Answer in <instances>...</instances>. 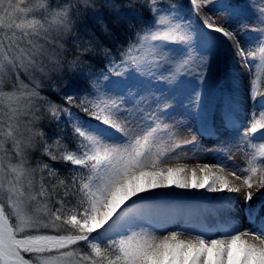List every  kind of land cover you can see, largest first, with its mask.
<instances>
[{
  "label": "snow or ice",
  "instance_id": "1",
  "mask_svg": "<svg viewBox=\"0 0 264 264\" xmlns=\"http://www.w3.org/2000/svg\"><path fill=\"white\" fill-rule=\"evenodd\" d=\"M145 2L147 18L132 4L123 13L116 0H103L100 7L116 17L112 23L124 21L130 33L115 42L97 0H0V264H264V193L257 204L248 203L252 191L245 194L252 229L229 223L211 238L203 226L185 223L184 231L200 234L184 239L167 227L188 213L156 203L170 193L155 191H241L224 175L233 161L227 148H203L195 137L178 140L177 125L187 127L188 121L166 124L162 117L180 110L199 123L202 136L216 135L201 91L222 48L243 62L258 57L264 63V0H188L191 17L172 0ZM209 5L235 26L202 17ZM87 13L114 48L87 25L78 28ZM48 45L63 55L49 54ZM46 55L60 71L67 56L73 57L70 65L87 69L94 67L92 59H103L104 68L88 73L90 83H65L66 94L52 88L97 123L41 95L43 83L35 74L49 75ZM250 91L253 106L264 109V96L257 100L259 73ZM239 111L238 102H230L224 127L244 139L260 132L254 138L264 140V112L259 119L253 113L241 132ZM249 148L246 167L233 162L230 175L240 180L237 172L245 173L243 183L251 189L259 173L264 188V143ZM209 152L226 159L190 170L166 162Z\"/></svg>",
  "mask_w": 264,
  "mask_h": 264
},
{
  "label": "bare ground",
  "instance_id": "2",
  "mask_svg": "<svg viewBox=\"0 0 264 264\" xmlns=\"http://www.w3.org/2000/svg\"><path fill=\"white\" fill-rule=\"evenodd\" d=\"M227 62L222 56H219V72L216 74L214 71L218 65V60L215 58L214 63L212 64V76L209 79L210 85H207L205 90H203L202 94V101L207 107L208 117L211 116L212 112L214 111L215 107L218 105L226 106L229 105L230 102H238L241 110L239 112V119L243 122V126L249 128L250 124L248 121L253 118V113H255V117L257 119L260 118L264 109L259 107L253 106V101L251 99V92L247 94H240L242 81L245 79L246 75H250V68L244 64L238 57L232 59V61L228 60ZM224 71V72H223ZM255 74L259 73V83L263 86L259 89V95L257 96V100H259L260 96H264V63H261L258 60L257 65L255 67ZM231 73V75H229ZM216 74V75H215ZM246 74V75H245ZM209 84V83H208ZM230 97L234 98L230 101ZM210 124V122H209ZM212 125L219 126V129H224V122L215 121L211 122ZM264 131V130H261ZM260 132L250 135L253 139L251 144L259 145L264 143V140L254 138L258 137ZM239 140L238 135L234 131H227L226 133H222V141L224 144L227 145H234ZM250 148L249 145L244 147V153L246 154V158L242 160L241 165L234 162V164L238 167H246V160L250 157ZM238 158V156H237ZM210 165V164H209ZM232 163H229V167L226 168L224 175L228 176V178L238 187H240L241 191L239 193H229L227 191L224 192H208L206 189H179V188H172V189H157V192H165L170 193L164 199L157 201V203H170V204H180L184 203V201L180 200L181 198L187 199V201H191L192 198H197L195 201H191L190 203L191 211L194 216V222L197 226L191 224L194 227L203 226L205 230L210 232L211 238H218L220 232L215 229L209 227L208 221H211L216 215H219V211H223L227 214V218L229 220H233L236 218L235 216H230L228 211H234V215H239V213L246 209L245 203V194L248 191L253 192V200L249 201L248 203L257 204L259 201L257 197L264 193V188L259 187L258 181L260 180V174L258 173L256 176L253 177V187L249 189L243 183V176L246 175L245 173L237 172L238 175L241 176L240 180H236L234 177L230 175V171L233 170ZM200 165H193L188 166L189 170L193 167H199ZM261 167L264 168V164H261ZM215 170V169H213ZM175 197V198H174ZM233 200L240 203V210H236L231 206L229 208V204L226 201ZM189 199V200H188ZM229 203V202H228ZM231 203V202H230ZM186 213H188L189 209L184 208ZM242 211V212H243ZM231 213V212H230ZM248 224L243 225L241 224L240 230H250L252 229V224L247 222ZM184 225V224H183ZM212 229V230H211ZM167 231H180L181 237L184 239H196V236L200 233L198 231L188 232L184 231L182 225L180 226H168ZM156 235H164L167 234L166 232H155ZM205 239H208L209 236L205 235Z\"/></svg>",
  "mask_w": 264,
  "mask_h": 264
},
{
  "label": "rangeland",
  "instance_id": "3",
  "mask_svg": "<svg viewBox=\"0 0 264 264\" xmlns=\"http://www.w3.org/2000/svg\"><path fill=\"white\" fill-rule=\"evenodd\" d=\"M235 2L238 3L239 0H235ZM200 15L202 17L203 16H210V17H212L213 21L216 23L226 22L225 26H227L228 24H231L234 27L235 23H236L235 21L232 20L231 17L226 16L222 12H218L215 9H213L212 5H209L206 8H202ZM190 17H191V14H190ZM192 23L194 25H199L200 27H203V25L200 23V21L197 20L196 18H192ZM248 24L250 26H254V22L252 20H249ZM242 46H244L247 49V47H248L247 42L242 40ZM47 51L49 54H52V55H57V56L63 55L60 53L59 49L54 48L52 45L47 46ZM219 56H222L227 62H229L228 60L232 61V59L238 57L234 54L233 51H230L228 48H222L219 51V54L216 56V58L218 60V65L216 67V70L214 71L216 74L219 72ZM238 58L242 61V58H240V57H238ZM42 59L44 61L45 71L47 73H49V75L48 76H41L40 73H38V72L35 74L36 77L38 79H40L43 83V87L41 89V95L44 97H47L48 99H50L54 102H56L58 105H61L63 108H69L70 107V110L73 113H76L79 116L83 117L84 119L89 120L91 123H93V124L97 123L96 121L87 117L83 112H79L80 109H78V111H77V109L73 110L71 108V106H69V105H66V104L64 105V101L61 99L60 94H58L52 90L53 86L60 88L61 93L66 94L67 89L64 87L65 83H67L68 88H72L75 85H74L72 80L69 81V79H68V81L67 80L63 81V80H61V78L58 79V77H61V75L63 74V70L62 71L58 70V68L55 64L50 63L47 55L42 57ZM258 60H259V58L257 57L256 60L249 59L247 62H244V64L250 68V71L248 70V72H250V75L245 74L246 77L242 81L241 90L239 92L240 94H247V93L251 92L250 88H251V84H252V80H253V75L256 72L255 67L257 65ZM75 69L78 72V68L75 67ZM229 75H231V73ZM25 82H27V80ZM208 83H207V85H210V83H211L210 80H208ZM262 87L263 86H261V84L259 83V89H261ZM205 88L203 90H205ZM203 90L201 91V97L203 94ZM57 95H58V97H57ZM63 118L64 117H63V113H62L61 119L63 120ZM255 118L257 119V117H255ZM252 119H250L249 123L252 122ZM162 120H163V123H166V124H177V121H180V120L188 121L187 127H180L179 125H177V127L175 129L177 134H178L177 139L178 140H186V139H191L192 137H195L199 141L200 145L203 148H208V149H218V148H222V147L227 148L228 149V155L232 156V158H233V161L229 162L230 164L233 162H236V163L241 165L242 160H244L247 157L246 154L244 153V147L248 146L249 144H251L253 142V139L250 136L247 139L240 137L239 140L237 141V143H235L234 145L224 144L222 139H219L215 142L210 141V140L207 141L205 139V136H202L200 134V132L198 131L199 123L196 120H194L192 117L185 116L183 114V112L180 110H178L177 112H173L170 116L162 117ZM52 126L55 127V124L53 123ZM189 128L191 129L190 131H189ZM247 130H248V128L246 126H243L241 128V132L247 131ZM193 150L194 149H192V148H186L185 149V151H187L189 153H191ZM237 156H238V158H237ZM222 158L226 159V157H224L220 154H217L216 152H209V153H206V154L199 156L197 158L180 159V160L170 159L166 162L168 164H173V165L179 163V164H184L187 166L203 165V164L216 165L219 162V160ZM45 162H47V161H45ZM225 171H228V170H225ZM230 173H231V171H230ZM238 176H240V175H238ZM254 177H257V176H254Z\"/></svg>",
  "mask_w": 264,
  "mask_h": 264
},
{
  "label": "trees",
  "instance_id": "4",
  "mask_svg": "<svg viewBox=\"0 0 264 264\" xmlns=\"http://www.w3.org/2000/svg\"><path fill=\"white\" fill-rule=\"evenodd\" d=\"M234 1V0H233ZM173 3H179L181 5H183V10L184 12L188 15L190 10L188 9V0H172ZM103 3V0H97V8L99 9V11L101 13L104 14V17L106 19V21H108L109 25H110V29L112 30V32L114 33L116 40L115 42H122L124 40H126L127 38V25L125 24L124 21H119L115 24H113V20L116 19L114 13L112 10L109 9H105L100 7V5ZM116 4L120 6L119 10L123 13H128L129 10L127 8L124 7V5L126 4H132L135 10H138L139 13H141L145 18H147L149 16V11L148 8L146 6V2L145 0H116ZM133 24L139 26L138 21L134 20L132 21ZM87 25L92 31L96 32V34L98 36H100V39L109 47H113L114 48V40L110 37H107L105 35H102L99 31L98 25L95 23L94 19H92V14L91 13H87L84 16L81 17L79 23H78V28L80 30L83 29V26ZM124 32L125 34L122 35L121 33ZM73 59L72 56H67V61H71ZM64 63L63 66V74L61 75V80L65 81L69 79L73 81L74 85H86L88 83H90V81L87 79V75L89 72H95L98 69L104 68L105 64L104 61L101 57L97 56L96 58L91 60L92 65L94 66L91 69H87L84 68L83 66L80 65H75L72 66L70 65L68 62ZM75 67L78 68V72L75 69ZM58 97V95H57ZM78 102V101H77ZM65 105V103H64ZM71 108L73 110L78 111L79 108L71 106ZM81 112V111H79Z\"/></svg>",
  "mask_w": 264,
  "mask_h": 264
}]
</instances>
